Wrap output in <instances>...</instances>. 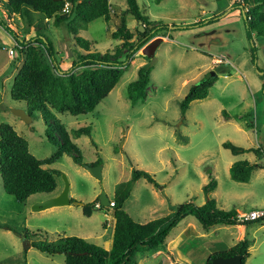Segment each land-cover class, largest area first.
Masks as SVG:
<instances>
[{
    "label": "rangeland",
    "instance_id": "rangeland-1",
    "mask_svg": "<svg viewBox=\"0 0 264 264\" xmlns=\"http://www.w3.org/2000/svg\"><path fill=\"white\" fill-rule=\"evenodd\" d=\"M238 1L162 0L158 3L156 0H137L147 21H157L166 27L154 31L140 47L118 83L93 111L78 116L53 111L71 134L82 154L83 164L90 165L101 158L102 179L99 180L83 164L75 163L71 156L63 155L56 162L45 165L57 170L54 192L64 188L67 178L69 197L75 201L91 202L102 191L112 200L116 184L128 180L132 168H137L154 177L158 183L154 189L164 198L160 203L147 180L140 178L135 182L123 208L139 223L163 217L183 202L202 205L208 197L215 199L217 207L223 210L248 211L264 207V168H256L248 182L235 181L229 174V167L235 161L258 162L264 167V158L253 152L234 154L222 146L223 142L229 141L243 148L257 147L264 140V93L259 71L264 69V37L253 35L257 47L254 64L244 17L241 8L235 5ZM110 5L111 20L97 18L78 34L82 39L93 41L91 49L99 53L113 52L122 45V40L114 38L112 32L128 6L125 0H110ZM218 15V19L206 22ZM0 16L11 23L19 36L30 29L27 19L7 16L1 6ZM34 18L40 20L34 34L42 32L51 40L61 68L68 69L79 54V48L67 22L56 26L53 18L46 19L40 13H34ZM140 24L133 16L126 17V25L133 32L135 42L136 28ZM8 36L0 27V123L12 125L28 141L29 151L36 158L44 159L56 149L47 134L54 137L56 132L53 122L45 116L46 122L40 111L29 114L30 123L14 113L15 109L26 111V105L10 97L13 78L21 61L17 60L18 55L9 41L12 38ZM219 57H224L227 62L218 63ZM148 60L154 67L147 96L131 104L127 84L136 78L138 68ZM212 72L217 79L209 88L208 96L193 101L182 115L179 102L189 87ZM82 126H90L91 134L73 136V130ZM211 178L217 184L207 195L202 188ZM49 195L36 193L24 202H18L4 191L0 175V223L6 224L0 227V264L23 255L27 264H64V254L47 255L27 246L28 242L39 239L54 241L58 237L74 235L109 247L111 230L106 232L107 239L101 237V233L102 222L108 217L105 214L110 209L112 215V207L96 208L92 217L85 216L80 205H72L71 214L67 207L60 206L34 209L36 203ZM189 222L198 228H190L189 233L195 235L197 230L203 229L193 219ZM252 225L256 226L243 231L227 225H216L209 230L217 233L215 245L219 250H226L227 246L245 237L250 239V254L245 264H264V227ZM182 227L172 231L168 245L160 248V255H153L156 251L138 253L139 264H167L170 258L179 257L181 252H177L171 242ZM26 230L29 232L27 237L24 236ZM85 233L90 236H81ZM169 250L174 252L170 255ZM192 257L201 261L204 254L198 251Z\"/></svg>",
    "mask_w": 264,
    "mask_h": 264
},
{
    "label": "trees",
    "instance_id": "trees-1",
    "mask_svg": "<svg viewBox=\"0 0 264 264\" xmlns=\"http://www.w3.org/2000/svg\"><path fill=\"white\" fill-rule=\"evenodd\" d=\"M71 1L70 12L64 14L61 12L64 0H6L5 2L0 0V6L7 16L25 18L30 25V29L19 36L11 27V23L0 16V27L9 35L8 37L12 38L9 41L18 55L17 60L21 61L13 78L10 97L25 102L26 112L30 115L33 111H40L46 122L45 116H47L53 122L56 132L54 137L47 134V138L56 146L55 152L49 157L38 159L29 151L28 141L18 134L12 125L7 122L0 123V175L3 189L21 203L33 194H49L55 191L57 170L45 165L56 162L63 155L71 156L79 165L83 164L82 154L73 143L71 134L65 125L56 119L53 111L68 112L75 116L93 111L118 83L140 47L152 37L154 31L166 27L165 24L157 21H147L141 13L137 0H125L128 7L122 12L120 23L112 32L114 38L122 40V45L113 52L99 53L91 49L93 41L82 39L78 34L80 30L87 28L89 22L97 18L102 17L105 21L113 18L110 0ZM161 1L156 0L158 3ZM235 5L241 8L247 38L252 44L250 46L252 61L255 64L257 47L253 35L264 37V0H239ZM34 13H40L46 19L53 18L56 26L66 21L69 31L76 36L79 54L72 60L68 69L61 68L51 40L42 32L34 34V28L40 26V20H35ZM128 15L133 16L145 28L143 32L136 28V42L132 40L133 32L126 25ZM219 17L220 15L212 16L206 22ZM153 67L151 60H148L138 68L136 78L127 84V97L131 104L146 98ZM259 71L264 93V69ZM216 79L217 77L210 73L206 78L189 87L185 97L179 102L182 115L193 101L208 96L209 88ZM249 122L251 123L250 120ZM82 134L90 135V126L78 127L72 133L75 137ZM182 138L186 140L185 137ZM222 146L234 154L253 152L257 157L264 158V140L257 147L243 148L229 141L223 142ZM100 163L102 160L98 158L90 165ZM259 165L258 162L248 160L235 161L229 167L230 177L238 182H248L256 168H264ZM140 178L158 185L147 171L132 168L130 178L116 184L113 199L109 200L114 201L113 206L107 207L101 204L97 207L96 204L100 202L99 197L82 204V212L87 217L91 216L96 208L112 207L115 221L109 248L74 235L58 237L54 241L34 240L31 246L47 255L64 254V264H139L138 253L157 251L164 247L172 231L189 219H193L203 229L216 225L248 226L264 223V218L241 222L236 218L238 213L235 209H219L215 199L209 197L202 205L183 202L163 217L145 223L136 222L123 206L130 197L135 182ZM216 184V180L211 178L202 188L204 193L208 195ZM70 200L71 203L75 201L74 198ZM5 226L6 224L0 223V227ZM28 233L26 230L24 236L27 237ZM250 245L251 240L245 237L227 250L211 253L205 264H213L212 261L216 257H229L235 254L242 255V264H245L250 254ZM24 251L26 253L27 250ZM1 264H27V262L23 255L4 260Z\"/></svg>",
    "mask_w": 264,
    "mask_h": 264
},
{
    "label": "crops",
    "instance_id": "crops-1",
    "mask_svg": "<svg viewBox=\"0 0 264 264\" xmlns=\"http://www.w3.org/2000/svg\"><path fill=\"white\" fill-rule=\"evenodd\" d=\"M137 181H136V183H137ZM151 184L152 185L150 187H151V191H152L153 195L160 201V203H163L164 198H162L161 195H159L158 191L154 189L155 184H153V183H151ZM133 187H135V185ZM61 191L62 190H60L58 192L49 193L50 194L49 197L50 196H56ZM72 205H74V204L71 203L69 205H65V206L63 205L60 207H67L66 209H67L68 213L71 214V212H70L71 208L70 207ZM80 206H82V205H80ZM54 207H56V206H54ZM236 211H237V213L241 212L238 210H236ZM109 213H110V209H108L107 214H105L108 217H105L104 221L102 222L103 232L101 233V237H103L104 239H107L106 232L108 231V229L111 230V236H112L113 227H114V221L115 220H114L113 214L111 215ZM93 214H94V212L89 217H92ZM190 220H192V219H189L185 224H180L179 226L176 227V228H179L181 225H183V227L181 228V231L175 236V238L172 239L171 244L172 243L175 244V246H176L175 249L177 250V252H179V253L181 252V254L177 258H173V257L170 258V260H168V258H163L164 261H166V259L168 260L167 264H172L174 261H179L183 264H205L208 256L211 253H213L215 251H220L219 249H217V246L215 245V244H217L216 240L218 237H215V234L217 235V233L210 232V230H209L213 227H210L208 229H202L201 228L202 230H197L196 234L194 235L193 233H189V229L191 228L192 230H196L198 228L194 227L192 224H190L191 223V222H189ZM255 224H259V225H257L258 228L264 227V223H255ZM255 226L256 225L251 224L249 227L243 226V225H234L231 227H237L239 231H243L246 229L249 230L251 227L253 228ZM81 236L88 238L90 236V233H85L84 235H81ZM170 236H171V234L168 236V238ZM110 242H111V238H110ZM167 245L168 244H166V246ZM190 245H192V247H190ZM233 245H230L229 247L227 246L226 248L229 249ZM109 246H110V243H109ZM249 250H250V247H249ZM198 251L202 252L204 254V257L201 261H195L192 257L193 253H197ZM161 252L162 251L159 249L153 255H160ZM172 252H174V251L169 250L170 255L172 254Z\"/></svg>",
    "mask_w": 264,
    "mask_h": 264
},
{
    "label": "water",
    "instance_id": "water-1",
    "mask_svg": "<svg viewBox=\"0 0 264 264\" xmlns=\"http://www.w3.org/2000/svg\"><path fill=\"white\" fill-rule=\"evenodd\" d=\"M139 30L143 32L145 30L144 26L142 24L139 25ZM212 75H215L214 72L211 73ZM14 113L21 117L23 121L26 123L31 122V117L29 113H27L24 109H15ZM85 168H87L94 176H96L99 180L102 179V165L97 164V165H89V164H83ZM69 182L67 178H65V185L62 191L57 194L56 196H50L46 198L45 200L38 202L34 205V209H46L54 206H63V205H69L71 204V200L69 197ZM99 201L103 206H108L109 205V199L104 191L101 192L99 196ZM74 205H82L81 202L79 201H73L72 202ZM30 245L31 243L28 242L27 246ZM26 248V246H25ZM213 264H242V255L240 254H235L229 257H216L212 261ZM172 264H183L179 261H174Z\"/></svg>",
    "mask_w": 264,
    "mask_h": 264
},
{
    "label": "built area",
    "instance_id": "built-area-1",
    "mask_svg": "<svg viewBox=\"0 0 264 264\" xmlns=\"http://www.w3.org/2000/svg\"><path fill=\"white\" fill-rule=\"evenodd\" d=\"M72 7V1L71 0H64V5L62 7L61 12L64 14H68L71 10ZM10 54H13L12 50H10ZM223 61H226L224 57H219L218 58V63H221ZM101 203L98 202L96 204L97 207H100ZM110 206L114 205V201L109 202ZM236 218L241 221H253V220H258V219H263L264 218V207L261 208H252L248 211H241L237 214Z\"/></svg>",
    "mask_w": 264,
    "mask_h": 264
}]
</instances>
